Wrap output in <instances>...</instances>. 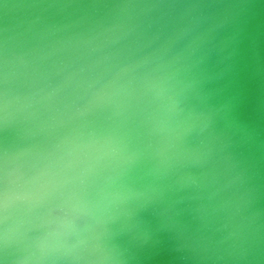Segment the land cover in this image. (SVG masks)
<instances>
[{"label": "water", "instance_id": "obj_1", "mask_svg": "<svg viewBox=\"0 0 264 264\" xmlns=\"http://www.w3.org/2000/svg\"><path fill=\"white\" fill-rule=\"evenodd\" d=\"M0 264H264V0H0Z\"/></svg>", "mask_w": 264, "mask_h": 264}]
</instances>
